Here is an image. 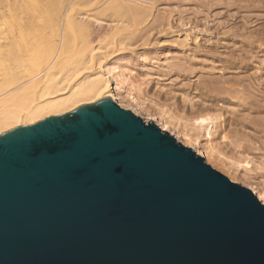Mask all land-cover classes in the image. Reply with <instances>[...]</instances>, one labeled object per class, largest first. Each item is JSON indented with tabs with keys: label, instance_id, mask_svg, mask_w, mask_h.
I'll list each match as a JSON object with an SVG mask.
<instances>
[{
	"label": "water",
	"instance_id": "obj_1",
	"mask_svg": "<svg viewBox=\"0 0 264 264\" xmlns=\"http://www.w3.org/2000/svg\"><path fill=\"white\" fill-rule=\"evenodd\" d=\"M0 264H264V203L105 98L0 134Z\"/></svg>",
	"mask_w": 264,
	"mask_h": 264
},
{
	"label": "rangeland",
	"instance_id": "obj_2",
	"mask_svg": "<svg viewBox=\"0 0 264 264\" xmlns=\"http://www.w3.org/2000/svg\"><path fill=\"white\" fill-rule=\"evenodd\" d=\"M6 1H8V0H4L1 3V0H0V4L5 5V6L2 5L3 7L1 6V10L3 11V9H4V11L9 13L10 7H11L10 5H12L11 3L13 0H9L7 3H6ZM39 1L41 3L38 2V4H39L38 6H40V8L42 7L41 8L42 10L40 9L41 15L46 14V12H48V11H49L48 13H50L52 10V9L50 10V8L53 7V11L51 12L52 14H49V16L50 15L53 16V17H51L53 20L49 19L50 17L47 15L45 16L47 20H44L45 17H43L39 14L41 16V21L43 18V20H44L43 22H45V21L46 22L44 23V26L41 23V21H38V23H37V25H39L40 23L42 24V25L40 24L42 27V28L40 27V33H42V34H39L38 33L39 31L37 32V35L39 37L37 36L36 39L38 38L37 41H38V43H40V48H39L38 43H37L36 44V51L38 52L37 48H39L40 51L38 52V55H36L37 53H35V55L37 57H34V59L37 60L35 63V64L38 63L37 66L43 67L42 63L45 62L44 58H46V56L48 55L47 54L48 51L50 50L52 52V50H51L52 44L51 43H52L53 38L55 37L56 31L58 30V28L60 26V23H59V20L61 18L60 13H62L63 12L62 10H64L67 7L68 1L54 0L55 2L56 1H59V2H56V7H55V5L52 6L53 5V3H52L50 8H49V5L47 7V4H49V3H47V1H45V0L44 1L39 0ZM92 1L93 0H75L74 5L76 4V6L73 9V11H71V13L75 11L74 14L73 13L72 14L75 17H81L80 19L81 20L83 19L85 22V17H87V16H83V15H86L85 13L93 11L94 9L99 10L98 8H100L102 10L99 12L101 16L99 17V15H98V17L101 20H98V22H96L97 20L96 21H90L91 23L88 21V25L91 24L90 26H92L91 28L93 30V34L97 33L96 35H98L97 29H99V31H100V29L102 31H105V30H107V28L109 30V28L116 26V25H119L121 23V21H124V22H127L125 20L131 21V25H130L131 29L129 28L130 31L125 30L126 32L129 31L128 34L130 33L129 34L130 38L127 36L128 34L126 32L122 31L123 33L120 32L119 33L120 35L117 34L118 38L116 36L112 35V38H114V39H111V37L108 35V37H110V38L107 37L108 38L107 42L105 41L108 44V46H107V44H105V42H103L104 44H102V46L104 47V51L107 49L106 51L108 52V55L110 54L104 60L108 63L110 62L109 64H111V65L108 64L109 66H112V65L118 66L117 72L121 73L123 75V77L125 75V78H127L124 82H121L122 86L120 85V87H123V89L120 88V90H118L119 92L120 91L121 92L120 93L117 92L119 99H120V103H118V104H120V106H122L124 108L132 110L135 114H137L138 116H141L145 121L156 123L161 128L163 125V123H162L163 122V119H162L163 115L164 116L172 115L171 120H172V122L175 123L176 127L178 126L177 128L180 127L179 129H182V131L185 130V132L189 133L190 135L192 133V135H191L192 138H190V140H188L186 142L187 144H185L183 138H182L183 141L176 138L178 141L182 142L186 146L193 148L194 150H196L197 147L198 148L203 147L206 150V154H208V157H209V155H211L210 157H211L213 165L212 164H210V165L213 168L219 170L221 173H223L224 175L229 177L231 180L252 189L253 192L258 196V198L264 203V199H262V198H264L263 197L264 196V139H263V137H264V132H263L264 122L261 124L263 126V128L259 123V122H261V121H259L260 120L259 118L264 116V114L263 115L261 114L263 111L261 112L259 109L258 110L256 109L257 111L251 110V107H253L252 109H255L256 107L254 105H252L250 107V104H248L246 101L247 98H249L248 96H250V94H247L246 92H244V93L240 92L239 94H237V92H235V94H234V91H232L233 92L232 94H234V98H232L233 95H230V96L228 95V93L230 94L231 91L230 92L224 91L225 92V94H224V92H221L223 90H219V86H217V85L221 86L223 83L222 84H220V83L216 84L217 83L216 81L214 83L213 80H211L213 78H215V80H216L215 76H217V79L219 80L220 75L222 74L221 72H223L222 70L224 69L223 67H225L226 63H228V62L230 63V58H228L229 54L230 55L233 54L230 57L233 56L237 59L239 56L241 57V55H239V54H242V56L246 55L245 56L246 58H251L253 61L251 59H249L250 61H252L249 63L248 59H246L249 63V66L246 68V70L245 69L241 70V68H237L238 70L235 68V70H234L232 68L233 71L228 70V72H227L224 69L226 71V73H225V71L223 73L227 77L237 75V73L240 76L244 75V77L246 75H252L254 73L258 74L261 71H262V73H264V69H263L264 68V63H263L264 62L263 61L264 60V31H263L264 30V0H151V1L141 0V2H140V0H137V1L136 0H128V1H132L133 3H136V4H140L139 6H143L145 8V10L147 8L148 15H147V13L146 14L144 13L145 11L144 12L141 11L142 14L146 15V16H144L146 18H143V16H140L139 17L140 19L137 17L138 15H141L140 11L135 13V15L137 14L136 16L132 15L133 12H132V14H131V12L129 13V16L131 14V16L134 17V19H132V17H129L128 19H127V17H124L122 12H125V9H124L125 7L121 6L124 9V11H122L123 9L121 7L118 8L117 2H115L117 4V6L114 5L117 8L114 7L112 4L114 3L115 0L114 1L111 0L113 2V3L110 2L111 4L109 6L111 8H109V6L104 8V4H105L104 0H101L102 2L99 0H94V2L99 3V4H94V2H92ZM106 1H108V0H106ZM118 1H120V0H118ZM258 1H260V2H258ZM101 3H104V4H101ZM106 4L108 5L109 3L107 2ZM62 5H63V7H62ZM143 7H141V8H143ZM112 8H114V9H112ZM46 9H47V11H46ZM6 12H4V14H7ZM78 13H80V14L77 15ZM121 14H122V16H121ZM124 14H128V13L126 12ZM40 16H39V18H40ZM82 16H83V18H82ZM121 17L123 19H121ZM135 19H136V21H134ZM118 20H120V21H118ZM132 20L134 23L132 22ZM115 21H117L119 24L117 22H116L117 23L116 24ZM50 22H52V24ZM54 22H56V23L54 24ZM112 24H116V25L112 26ZM76 25H77V27H74ZM70 26H71V24H70ZM99 26L104 27V28L102 29ZM169 26H172L173 28L175 27L174 29L175 30L177 29V31H179V33L178 34L176 33V35H175V32H177V31H174L173 29H171V30H173L172 32H174V33H172L170 30L171 27H169ZM178 26H179V28H178ZM71 27L72 28L67 29L68 30L67 31V47L70 46V45H68V44H70V42H69L70 39L73 41V42L71 41V43H74L73 39H75V40L79 39V38L75 37V35L78 33L81 34V36L79 35L81 38L80 40H82L83 42H86L85 41L86 36L83 37V35L85 34L82 32V31H85L83 29V27L80 26V24H78V23L77 24L74 23V25ZM168 27H169V29H168ZM182 27H184V28L182 29ZM76 28H78V29L75 30ZM166 28L168 30H166ZM178 29H181L183 33L181 34V30H178ZM148 30H149V32H148ZM152 30H153V32H151ZM169 30L174 35H172V34L167 35V32ZM185 30L188 33H186V32L184 33ZM133 31H135L136 33L134 34ZM141 31H143V34ZM101 32H99V33H101ZM137 32H139V33L137 34ZM150 32H151V34H150ZM259 32H262V34ZM34 33L36 34V32H34ZM131 33H133L134 35ZM144 33H148V35L145 34V36H144ZM86 34H87V32H86ZM186 34L188 35V37ZM192 34H193V36H192ZM131 35H133V38H131ZM182 35H183L184 40H185L184 35H186V40L188 39L187 43H184V42H186V40L185 41L182 40V41L184 44H188L189 45V46L187 45L188 47L184 44L182 46V44L177 43L178 39H179V42H181L180 40L183 39L181 37ZM189 35H190V37H189ZM195 35L198 36V37H196V38H198L197 40H195V38H194ZM252 35H254V36H252ZM79 36H77V37H79ZM119 36H120V38H119ZM82 37L85 39H82ZM124 37L125 38L127 37L129 39H127V38L125 39ZM250 37L254 38V39L256 38V39L254 40V39H251ZM68 38H70V39H68ZM189 38H194V40L189 39ZM249 38L251 40H249ZM176 39H177V42H175ZM109 41H110V45H109ZM111 41H113V42H111ZM77 42H81V41L78 40ZM77 42H76V44H77ZM127 42H129L130 44ZM76 44H74V45L72 44V45L75 46ZM72 45H71V47H72ZM78 45H79V43H78ZM105 45L107 46V48ZM80 46L81 45L76 46V47H80ZM83 46H85V44ZM203 46H204V48L206 46H208V47L213 46V49H214L213 52L214 51L216 52L218 47L221 46L220 49H218L219 51L217 50L219 55L217 53L216 54L214 53L215 54L214 55L213 52L210 54H206L203 51ZM240 46H242V47H240ZM215 47H217V48H215ZM251 47H252V49H251ZM81 48L84 49L85 47L81 46ZM72 49H73V47H72ZM74 49H75V47H74ZM76 49L74 51H76V56H78L77 53H79L78 50L80 48L78 50H76ZM73 50L68 49V51L70 52L69 54H70V59H71V60H69V62L70 61L75 62L73 60H77L76 63L79 66H81L80 63H84V62H80L81 61L80 60L78 63V59L81 58L79 56H78L79 58L77 57L78 59H76V56H75V59H73L74 54H73V56H71L72 55L71 53L73 52ZM251 51H252V53H251ZM73 53H75V52H73ZM80 54L81 53H79V55ZM237 54H238V57H237ZM96 55L94 58H97ZM99 56H100V54H99ZM99 56H98V59H96L98 61H99ZM220 56L223 57L224 59H222ZM225 57L228 58V61L225 60L226 59ZM254 57H255V59H254ZM235 58H233V59H235ZM220 59L223 60V62L220 61ZM233 59H231V62L233 61ZM66 61L68 63V59ZM3 62H5V63L3 64ZM8 62L9 63L11 62L8 58L4 59L3 61H0V65L2 63L0 71L2 69H4L3 67H7V65H9ZM94 62H95V60H94ZM224 62H226V63L224 64ZM72 64H74V63H72ZM72 64H70L71 67H72ZM77 64L74 66L75 68L77 67ZM187 64H188V66H187ZM232 64H234V62ZM66 65L67 64H64V66L67 69L69 68L71 71L73 70L75 72L76 69L74 70V67L71 68L70 66L67 65L68 66L67 67ZM232 66L234 67V65H232ZM65 67L62 66L63 70L60 69V71H59V73L61 72L60 75H63L64 73L62 74V72H65V71L67 73H69V71L67 69L64 71ZM83 67H81V69L80 68H78V69L82 70ZM184 67H186V68L184 69ZM235 67H236V65H235ZM261 67H262V69H261ZM118 68L120 69V71L118 70ZM5 69H7V68H5ZM38 70H39V68L36 69V71H38ZM84 70L85 69H83L82 71L85 72L86 70L85 71ZM248 70L250 71V73H247V72H249ZM31 71H33V70L28 68V70H25L24 71L25 73L21 74L20 76L29 74ZM56 71H58V70H56ZM78 71L75 73L79 74ZM55 73H57V72H55ZM207 75L208 76L212 75V77L214 75L215 76L213 78H211L209 76V78H208ZM70 76L72 77V73ZM70 76L68 75V77H70ZM74 76H76V75H74ZM81 76H83V75H80L79 77L77 75L78 78L77 77L71 78L72 81L70 82V84L73 83V80L77 79V81H79L80 78H82ZM202 77H204V78H202ZM110 79L112 80V82L115 86L116 85L115 84L116 78L114 79L113 76H110ZM205 79H206V82H207V80H211L208 82H209V84H210V82L213 84H210L211 86L209 84H208V86H205L206 85ZM75 83H76V81H75ZM203 84H205V85H203ZM214 84H216L215 85L216 88L218 87V95L220 93H222V94H220V96L218 98H217V96H218L217 92L215 91L216 88L214 87V90L212 88V86ZM4 86H6V85L4 84ZM4 86H2V87H4ZM206 87H208L209 89L211 88V90H209ZM212 90L214 93L215 92L216 93L214 94L212 92ZM210 91L213 95L210 94ZM241 95H242V97H241ZM129 96H131V98ZM133 96L138 98L139 103H140L142 108L139 107V109H135V108H137L136 104H134L133 101H131V100H133L132 99ZM226 96H228L230 99L232 98L231 100H233V101L226 100L225 99V98H227ZM214 97L217 98V100L214 99ZM220 97L223 99V101L226 100L227 102L221 101L222 99ZM235 97H236V99H235ZM243 99H245V100H243ZM203 101H206V102L203 103ZM200 102H201V104H203V105L200 104V106H203V109H202V107L199 106ZM210 102H211V104H210ZM193 104H194V107L192 108ZM204 104H205V106H204ZM208 104H210V107H207ZM247 105H249V107ZM244 106L246 107V109H248V111H246V109H244L245 108ZM205 107H206V110L208 111V113L210 112L211 115H217V116L220 115V116H218L219 118L217 120V123L213 126L214 130L213 129H212L213 131L211 130L212 135L208 134V132L205 130L206 129L205 127H199L198 124L196 126V124L194 123L195 122L194 118L198 115V111H202V110L205 111L204 110ZM0 108L2 109V104H0ZM199 113H202V112H199ZM205 113H207V112L205 111ZM258 113H260L261 116ZM248 114H250V115H248ZM253 115H255L256 117L255 116L253 117ZM257 115H259L260 117L259 116L257 117ZM235 117L240 122H242L243 124H241L239 121H237V119ZM245 117H247V120L245 119ZM242 118H243V120H242ZM256 119L258 120V122L256 121ZM263 119L264 118H262L261 120H263ZM236 121H237V123H236ZM238 123H240V125H238ZM254 123L255 124L257 123L259 125H257V124L254 125ZM185 125H187V126L185 127ZM243 125H245V126L243 127ZM259 126H260V128H259ZM238 127H239V130H238ZM255 127H256V129H255ZM257 127L259 128L258 130H261L260 132L257 130ZM224 136H225V138H224ZM237 137L239 140L237 139ZM191 139H193V140H191ZM209 146L210 147L213 146V148L216 147V149H219L222 152V157L226 156V157H224L225 158L224 161L227 162L226 164H230V165L229 166L226 165L227 167H225L224 166L225 164L224 165L222 163L219 164L218 163L219 161H216V159L212 158L213 157L212 153H211L212 147L209 148ZM209 151H210V154H209ZM226 158H227V160H226ZM228 158H230L231 161H234V162L238 161L239 164L238 163L237 164L239 166L237 164H235L236 166L232 165L233 167H231V163H230L231 161ZM205 160H206V158H205ZM245 161L249 162L250 164H245L246 163ZM236 167H238V168H236Z\"/></svg>",
	"mask_w": 264,
	"mask_h": 264
},
{
	"label": "bare ground",
	"instance_id": "obj_3",
	"mask_svg": "<svg viewBox=\"0 0 264 264\" xmlns=\"http://www.w3.org/2000/svg\"><path fill=\"white\" fill-rule=\"evenodd\" d=\"M4 0H1V3L3 2ZM9 1V0H8ZM8 1H6V3L8 2ZM42 1H44V0H42ZM45 1H47V3H49V4H47V7H48V5H49V8H50V6L52 5V3H53V5L52 6H54L55 5V7H56V2H59V1H54V0H45ZM53 1V2H52ZM65 1H68V5H67V7L64 9V10H60L62 13H60L61 14V18H60V20H59V23H60V26H59V28H58V30L56 31V33H55V37L53 38V40H52V48H51V50H52V52L49 50L48 51V55L46 56V58H44L45 60V62L44 63H42V65H43V67H41V66H37V64H35L36 63V59H34V57H37L36 55H38V52L40 51L39 50V48H40V43H38V41H37V39H36V37L38 36L37 35V32L39 33V34H42V33H40V27H41V25L43 24V26H44V23L46 22H43L44 20H47L46 19V15L47 16H49V14H52L51 12L53 11V7L52 8H50V10H51V12L50 13H48V12H46L47 11V9H46V14H43V15H41L40 13H41V11H40V9L42 8H40V6H38L39 4H38V2L39 3H41L39 0H13L12 1V5H10L11 7H10V12L9 13H7L6 11H4V9H3V11L4 12H6L7 14H4V12L1 10V6L3 5V6H5L4 4H0V61H3L4 59H9L11 62L9 63L8 62V64L9 65H7V67H3L4 69H2L1 71H0V104H2V109L0 108V134H2V133H4V132H7V131H9V130H12V129H14V128H17V127H20V126H26V125H31V124H34V123H36V122H38V121H41V120H44V119H46V118H49V117H51V116H57V115H62V114H66V113H69V112H72V111H74L75 109H77V108H79V107H81V106H84V105H87V104H92V103H95V102H97V101H99V100H102V99H105V98H112L115 102H117V103H120V99H119V96H118V93L117 92H119L118 90H120V88H122L123 89V87H120V85L122 86V84H121V82H124L127 78H125V75H124V77H123V75L121 74V73H118L117 72V67L118 66H114V65H112V66H109V65H111V64H109L108 62H106L104 59H106L109 55H108V52L105 50L104 51V47L102 46V44H104L103 42H107V39L108 38H110L111 37V39H114V38H112V35L113 36H116L117 38H118V36H117V34L118 35H120L119 33L120 32H126L125 30H129V28L131 29V27H130V25H131V21L129 20H125V21H127V22H124V21H121V23L119 24L117 21H115V23L117 22L119 25H116V24H112V26L113 25H116V26H113V27H111V28H109V30H108V28H107V30H105V31H102L101 29H100V31H99V29H97L98 30V35H96L97 33H95V34H93V30H92V26H90V25H88V21L90 22V21H96V22H98V20H101V19H99V17L101 16L100 15V11H102L100 8H98L99 10H93V11H90V12H87V13H85L86 15H83V16H87V17H85V22H84V20L82 19H80L81 17H75L73 14H74V12H72L71 13V11H73V9L75 8V6H76V4L74 5V3H75V0H65ZM64 1V2H65ZM99 1H101V0H99ZM105 1V2H104ZM103 2L106 4L107 2L109 3L108 5L106 4H104V3H101V4H104V8L105 7H108L111 3H113L111 0H108V1H106V0H104ZM114 1V0H113ZM137 1V0H136ZM149 1H151V0H149ZM63 2V1H62ZM92 2H94V0L92 1ZM102 2V1H101ZM111 2V3H110ZM115 2H117L118 3V8L119 7H125L124 9H125V12H122L123 13V16L124 17H127V19L129 18V17H132V19H134V17L133 16H131V14H132V12H133V14L132 15H135V13L136 12H139L140 11V14L141 15H138L137 17L139 18L140 16H143V18H146V17H144V16H146V15H144V14H142V12L141 11H145L144 13L146 14L147 13V8H146V10H145V8L143 7V6H139L140 4H136V3H133L132 1H128V0H120V1H114V3L112 4L113 6L114 5H116L117 6V4L115 3ZM140 2H141V0H140ZM154 2V1H153ZM164 2V1H163ZM258 2H260V1H258ZM46 3V2H45ZM83 3V2H82ZM88 3V2H87ZM91 3V2H90ZM211 3V2H210ZM63 4V3H62ZM94 4H99V3H96V2H94ZM146 4V3H145ZM144 4V5H145ZM204 4V3H203ZM262 4V3H261ZM64 5V4H63ZM63 5H62V7H63ZM111 5V6H112ZM120 5V6H119ZM147 5V4H146ZM145 5V6H146ZM149 5V4H148ZM212 5V4H211ZM243 5V4H242ZM2 6V7H3ZM79 6V5H78ZM91 6V5H90ZM116 6H114V7H116ZM150 6V5H149ZM202 6V5H201ZM248 6V5H247ZM250 6V5H249ZM263 6V5H262ZM46 7V8H47ZM121 7V8H122ZM141 7H143V8H141ZM109 8H111L110 6H109ZM108 8V9H109ZM117 8V7H116ZM115 8V9H116ZM120 8V9H121ZM168 8V7H167ZM44 9V8H43ZM84 9V8H83ZM86 9V8H85ZM107 9V10H108ZM112 9H114V8H112ZM123 9V8H122ZM124 9L122 10V11H124ZM142 9V10H141ZM144 9V10H143ZM173 9V8H172ZM175 9V8H174ZM42 10V9H41ZM118 10V9H117ZM198 10V9H197ZM12 11V12H11ZM40 11V12H39ZM88 11V10H87ZM109 11V10H108ZM152 11V10H151ZM175 11V10H174ZM57 12V11H56ZM128 13V14H124V13ZM131 12V14H130V16H129V13ZM149 12V11H148ZM220 12V11H219ZM44 13V12H43ZM59 13V12H58ZM223 13V12H222ZM43 16V17H45V19L43 20V18H42V21H41V16ZM80 13H78L77 15H79ZM227 14V13H226ZM232 14V13H231ZM242 14V13H241ZM245 14V13H244ZM257 14V13H256ZM98 15H99V17H98ZM137 15V14H136ZM135 15V16H136ZM147 15H148V13H147ZM208 15V14H207ZM39 16H40V18H39ZM83 16H82V18H83ZM120 16V15H119ZM121 16H122V14H121ZM170 16V15H169ZM255 16V15H254ZM50 17V18H49ZM48 18L49 19H52L51 17H53V16H49ZM202 17V16H201ZM87 18V19H86ZM115 18V17H114ZM118 18V17H117ZM137 18V19H138ZM142 18V17H141ZM249 18V17H248ZM253 18V17H252ZM257 18V17H256ZM262 18V17H261ZM48 19V20H49ZM121 19H123L122 17H121ZM140 19V18H139ZM138 19V20H139ZM183 19V18H182ZM205 19V18H204ZM227 19V18H226ZM53 20V19H52ZM38 21H41V25L39 26V25H37V23H38ZM50 21V20H49ZM74 21V22H73ZM118 21H120V20H118ZM134 21H136V19L134 20ZM73 22V23H72ZM100 22V21H99ZM132 22H133V20H132ZM176 22V21H175ZM51 24H52V22H50ZM56 22H54V24H55ZM74 23L75 24H80V26H82L83 27V29L87 32V34H86V32L85 31H82L83 33H85L84 35H83V37L84 36H86L85 38H86V42H83L82 40H80L81 38H80V36H81V34L80 33H78V34H76L75 35V37L76 38H79L78 40L79 41H81V42H77L78 40H75V39H73L74 40V43H71V39L70 38H68V39H70L69 40V42H70V44H68V45H70V46H68L67 47V29H69V28H72L71 26H73L74 25ZM91 23V22H90ZM134 23V22H133ZM132 23V24H133ZM170 23V22H169ZM181 23V22H180ZM204 23V22H203ZM70 24H71V26H70ZM171 24V23H170ZM161 25V24H160ZM164 25V24H163ZM187 25V24H186ZM251 25V24H250ZM70 26V27H69ZM166 26V25H165ZM174 26V25H173ZM184 26V25H183ZM256 26V25H255ZM37 27V28H36ZM74 27H77V25L76 26H74ZM100 27V26H99ZM169 27H171L170 28V30L171 29H173L174 31H177V29L175 30L172 26H169ZM169 27H168V29H169ZM42 28V27H41ZM100 28H104V27H100ZM149 28V27H148ZM178 28H179V26H178ZM184 27H182V29H183ZM36 29V30H35ZM54 29V28H53ZM78 28H76L75 30H77ZM153 29V28H152ZM167 28H166V30H168ZM251 29V28H250ZM42 30V29H41ZM45 30V29H44ZM96 30V29H95ZM94 30V31H95ZM151 30V29H150ZM165 30V31H166ZM170 30L167 32V35L169 34H172V33H174V32H172L173 30H171V32H170ZM178 30H181V29H178ZM263 30V29H262ZM102 31V32H101ZM109 31V32H108ZM130 31V30H129ZM128 31V32H129ZM157 31V30H156ZM155 31V32H156ZM264 31V30H263ZM34 32H36V34L34 33ZM99 32H101V33H99ZM122 32V33H123ZM128 32H126L127 34H128ZM134 32V34L136 33L135 31H133ZM140 32V31H139ZM139 32H137V34L139 33ZM142 32V34H143V31H141ZM148 32H149V30H148ZM151 32H153V30L151 31ZM151 32H150V34H151ZM160 32V31H159ZM164 32V31H163ZM186 32V30L184 31V33ZM258 32V31H257ZM69 33V32H68ZM121 33V34H122ZM125 33V34H126ZM176 33L178 34L179 33V31H177V32H175V35H176ZM183 32H182V30H181V34H182ZM186 33H188V32H186ZM199 33V32H198ZM238 33V32H237ZM259 33H261L262 34V32H259ZM73 34V33H72ZM115 34V35H114ZM130 34V33H129ZM129 34L127 35L129 38H130V36H129ZM131 34H133V33H131ZM133 34V35H134ZM141 34V35H142ZM145 34H147L148 35V33H144V36H145ZM149 34V35H150ZM194 34V33H193ZM193 34H192V36H193ZM258 34V33H257ZM260 34V35H261ZM80 35V36H79ZM108 35L110 36V37H108ZM133 35H131V38H133ZM172 35H174V34H172ZM187 35V34H186ZM186 35H184V37H185V40H186ZM53 36V35H52ZM77 36H79V37H77ZM122 36V35H121ZM136 36V35H135ZM252 36H254V35H252ZM262 36V35H261ZM39 37V36H38ZM82 37V39H85V38H83ZM105 37V38H104ZM108 37V38H107ZM179 37V36H178ZM182 38H183V35L181 36ZM180 37V38H181ZM187 37H188V35H187ZM189 37H190V35H189ZM196 37H198L197 35H195V40H197L198 38H196ZM51 38V37H50ZM119 38H120V36H119ZM125 38V37H124ZM127 38V37H126ZM125 38V39H126ZM129 38H127V39H129ZM176 38V37H175ZM194 38H189V39H193L194 40ZM251 38V37H250ZM249 38V40H251V39H254V38H251L250 39ZM178 39V38H177ZM177 39H176V41L175 42H177ZM256 39V38H255ZM254 39V40H255ZM36 40V41H35ZM110 40V39H109ZM124 40V39H123ZM185 41L184 40V38L183 39H181L180 41L181 42H179V39H178V42L177 43H180V44H182V46H183V44L184 43H187V40H186V42H184L183 43V41ZM77 42V44H76V42ZM114 41V40H113ZM113 41H111V42H113ZM191 41V40H190ZM40 42V41H39ZM73 42V41H72ZM97 42V43H96ZM105 42V44H107ZM189 42V41H188ZM38 43V46H39V48H37L38 49V52L36 51V44ZM78 43H79V45H81L82 47H85L84 49L83 48H81V46L80 47H76V46H79L78 45ZM81 43V44H80ZM124 43V42H123ZM127 43H129V42H127ZM74 44H76L75 46H73ZM85 44V46H83ZM126 44V43H125ZM130 44V43H129ZM71 45H72V47H73V49H74V47H75V49L76 50H78L79 48V53H81L80 55H79V53H77L78 54V56L79 57H81V58H79L78 56H76V51H74L73 49H72V47H71ZM109 45H110V41H109ZM179 45V44H178ZM184 45H188V44H184ZM45 46V45H44ZM106 46V45H105ZM107 46H108V44H107ZM107 46H106V48H107ZM189 46V45H188ZM187 46V47H188ZM201 46V45H200ZM215 46V45H214ZM103 47V48H102ZM195 47V46H194ZM198 47V46H197ZM202 47V46H201ZM221 47V46H220ZM220 47H218V49H220ZM240 47H242V46H240ZM196 48V47H195ZM215 48H217V47H215ZM49 49V48H48ZM68 49H71V50H73V52H75V53H71L72 55L71 56H73V54H74V58L73 59H75V56H76V59H78V63H79V61L80 62H84V63H80L81 64V66H79L77 63H76V61L77 60H73V61H75V62H69V60H71L70 59V52L68 51ZM82 49V50H81ZM111 49V48H110ZM184 49V48H183ZM217 49V50H218ZM223 49V48H222ZM243 49V48H242ZM246 49V48H245ZM244 49V50H245ZM248 49V48H247ZM251 49H252V47H251ZM262 49V48H261ZM213 46L212 47H208V46H206L205 48H204V46H203V51L206 53V54H210V53H212L213 52ZM217 50H216V52L214 51L213 52V54L215 53H217L218 54V52H217ZM104 51V52H103ZM219 51V50H218ZM253 51V50H252ZM252 51H251V53H252ZM233 52V51H232ZM243 52V51H242ZM258 52V51H257ZM35 53H37L36 55H35ZM98 53V54H97ZM110 53V52H109ZM189 53V52H188ZM220 53V52H219ZM224 53V52H223ZM97 54V55H96ZM99 54H100V56H99ZM205 54V55H206ZM212 54V55H213ZM214 54V55H215ZM221 54V53H220ZM227 54V53H226ZM246 54V53H245ZM95 55L97 56V58H94L95 57ZM219 55V54H218ZM223 55V54H222ZM231 55H233V54H231ZM230 54H229V57L228 58H230V63L228 62V63H226L227 61H228V58L227 57H225L226 59L225 60H227L226 62H224V64H225V67H223L227 72H228V70L229 71H233V69L235 70V68L237 69V68H241V70H243V69H245L246 70V68L249 66V63L250 62H252L253 60L251 59V58H246L244 55L242 56V54H239V55H241V57L239 56L238 57V54H237V57H238V59L237 58H235V57H233V58H235V59H233L232 57H230L231 56ZM45 56V55H44ZM98 56H99V61L98 60H96V59H98ZM228 56V55H227ZM78 57V58H77ZM204 57V56H203ZM221 57V56H220ZM251 57V56H250ZM42 58V57H41ZM222 59H224L223 57H221ZM259 58V57H258ZM68 59V63H67V60ZM197 59V58H196ZM231 59H233V61L231 62ZM246 59H248V61H249V63H248V61L246 60ZM249 59H251L252 61H250ZM254 59H255V57H254ZM94 60H95V62H94ZM108 60V59H107ZM206 60V59H205ZM212 60V59H211ZM224 60V61H225ZM235 60V61H234ZM262 60V59H261ZM6 61V60H5ZM180 61V60H179ZM178 61V62H179ZM193 61V60H192ZM202 61V60H201ZM207 61V60H206ZM220 61H222L223 62V60H221L220 59ZM264 61V60H263ZM115 62V61H114ZM195 62V61H194ZM199 62V61H198ZM234 62V64H232ZM5 62H3V64H4ZM41 63V62H40ZM72 63H76L77 64V67L75 68L74 66L76 65H74V64H72ZM112 63V62H111ZM191 63V62H190ZM201 63V62H200ZM217 63V62H216ZM264 63V62H263ZM64 64H67L68 66H70L71 67V65L70 64H72V67H74V70L76 69H78V68H80L81 69V67H83V69H85L84 71L86 72H83L82 70H77L78 71V73L79 74H76L75 72H77L76 70H75V72L72 70H70L69 68L67 69L65 66H64ZM83 64V65H82ZM109 64V65H108ZM117 64V63H116ZM1 65H2V63H1ZM1 65H0V68H1ZM41 65V64H40ZM66 65V66H67ZM180 65V64H179ZM232 65H234V67L232 66ZM235 65H236V67H235ZM239 65V66H238ZM263 65V64H262ZM4 66V65H3ZM37 68H39V70L38 71H36V67ZM62 66L63 67H65V69H64V71L67 69L68 71H69V73H67L66 71V73L65 72H62V74L63 75H60V73H59V71H60V69L61 70H63V68H62ZM67 66V67H68ZM172 66V65H171ZM174 66V65H173ZM187 66H188V64H187ZM32 67V68H31ZM35 67V68H34ZM71 67V68H72ZM178 67V66H177ZM190 67V66H189ZM5 68H7V69H5ZM28 68L29 69H31V70H33V71H31L29 74H26V75H22V76H20L21 74H24L25 72V70H28ZM34 68V69H33ZM186 67H184V69H185ZM202 68V67H201ZM200 68V69H201ZM222 68V67H221ZM233 68V69H232ZM167 69V68H166ZM222 70L223 72L225 71V70ZM231 69V70H230ZM261 69H262V67H261ZM264 69V68H263ZM56 70H58V71H56ZM118 70L120 71V69L118 68ZM189 70V69H188ZM218 70V69H217ZM238 70V69H237ZM250 70V69H249ZM248 70V71H249ZM71 71V72H70ZM191 71V70H190ZM207 71V70H206ZM226 71H225V73H226ZM55 72H57V73H55ZM83 72V73H82ZM217 72V71H216ZM223 72H221L222 74L220 75V78H219V80L217 79V76H215L216 77V80H215V78H213L212 77V75L210 76L211 78H213V79H211V80H213V82L215 83V81L217 82L216 84H222L221 86L220 85H217V86H219V90H223V91H221V92H224V91H226V92H230L231 91V93L229 94L228 93V95L230 96V95H233V97L232 98H234V94H235V92H237V94H239L240 92H242V93H244V92H246L247 94H250V96H248L249 98H247V103L248 104H250V107L252 106V105H254L256 108L255 109H252L253 107H251V110H260L259 112L263 115L264 114V73H262V71L260 72V73H254V74H252V75H246L247 73H250V71L249 72H247L245 75V77H244V75H238V73H237V75H233V76H226ZM55 73V74H54ZM71 73H72V77L70 76L71 75ZM82 73V74H81ZM126 73V72H125ZM196 73V72H195ZM85 74V75H84ZM68 75L70 76V77H68ZM74 75H76V76H74ZM77 75H78V77L80 76V75H83V76H81L82 78H80V80L79 81H77V79L76 80H73V83H71L70 84V82L72 81V79L71 78H76L77 77ZM232 75V74H231ZM110 76H113V78L115 79L116 78V85L114 86V84H113V82H112V80L110 79ZM208 76V75H207ZM209 76H208V78H209ZM77 77V78H78ZM202 78H204V77H202ZM207 78V79H208ZM4 80V81H3ZM135 80V79H134ZM211 80H207V82L208 81H211ZM75 81H76V83H75ZM205 82H206V79H205ZM206 82V85L205 84H203V85H205V86H208V84H209V82L207 83ZM4 84L6 85V86H4ZM158 84V83H157ZM210 84H213V83H211L210 82ZM209 84V85H210ZM216 84H214L213 86H212V88H213V90H214V87L216 88ZM125 85V84H124ZM123 85V86H124ZM2 86H4V87H2ZM211 86V85H210ZM2 87V88H1ZM135 87V86H134ZM206 88H208V87H206ZM221 88V89H220ZM121 89V90H122ZM143 89V88H142ZM209 89V88H208ZM207 89V90H208ZM209 90H211V88L209 89ZM213 90H212V92H213ZM215 91L217 92V95H218V87L215 89ZM232 91H234V94H232L233 92ZM121 92V91H120ZM119 92V93H120ZM144 92V91H143ZM169 92V91H168ZM215 92V93H216ZM214 93V92H213ZM214 93V94H215ZM210 94H212L211 93V91H210ZM220 94H222V93H220ZM220 94L217 96V98L220 96ZM224 94H225V92H224ZM136 95V94H135ZM213 95V94H212ZM246 95V94H245ZM215 96V95H214ZM130 98H131V96H129ZM222 97V96H221ZM220 97V98H221ZM227 98H225L226 100H228V101H233V100H231L228 96H226ZM238 97V96H237ZM240 97V96H239ZM241 97H242V95H241ZM217 98H215L214 97V99H216L217 100ZM224 98V97H223ZM133 100H131V101H133V103L134 104H136V107L137 108H135V109H139V107L140 108H142L141 107V105H140V103H139V100H138V98H136V97H134L133 96V98H132ZM222 99V98H221ZM230 99V100H229ZM235 99H236V97H235ZM251 99V100H250ZM254 99V100H253ZM226 100H224V101H226ZM243 100H245V99H243ZM249 100V101H248ZM129 101V100H128ZM195 101V100H194ZM220 101V100H219ZM221 101H223V99L221 100ZM223 101V102H224ZM204 102H206V101H203V103ZM227 102V101H226ZM208 103V102H207ZM231 103V102H230ZM200 104H201V102L199 103V106H200ZM206 104V103H205ZM205 104H204V106H205ZM210 104H211V102H210ZM210 104H208L207 105V107H210ZM201 105H203V104H201ZM231 105V104H230ZM187 106V105H186ZM248 107H249V105H247ZM194 107V104L192 105V108ZM200 107H202V109H203V106H200ZM214 107V106H213ZM237 107V106H236ZM245 107V106H244ZM234 108V107H233ZM262 108V109H261ZM208 109V108H207ZM244 109H246V107L244 108ZM201 110V109H200ZM207 113H205V111H198V115L194 118V123L196 124V126H197V124H198V126L199 127H205L206 129V131L208 132V134L209 135H212L211 133H212V131L214 130L213 129V126L217 123V120H218V116H220V115H211V113L209 112L208 113V111L206 110V107H205V109H204ZM228 110V109H227ZM256 110V111H257ZM239 111V110H238ZM246 111H248V109H246ZM199 112H202V113H199ZM234 112V111H233ZM242 112V111H241ZM249 113V112H248ZM251 113V112H250ZM254 113V112H253ZM260 113H258L260 116H261V114ZM237 114V113H236ZM248 115H250V114H248ZM256 115V114H255ZM255 115H253V117L255 116ZM259 115H257V117L259 116ZM172 115H166V116H164L163 115V117H162V119H163V125H162V130H165V131H168L170 134H172L173 136H176V138H178L179 140H182V138H183V140H184V142H185V144H187L186 142L188 141V140H190V138H192L191 137V135H192V133H191V135L189 134V133H187V132H185V130H183L182 131V129H179V128H177L176 127V125H175V123L174 122H172V117H171ZM195 116V115H194ZM259 116V117H260ZM243 117V116H242ZM248 117V116H247ZM247 117H245V119L247 120ZM256 117V116H255ZM234 118V117H233ZM236 118V117H235ZM262 118H264V116L263 117H261V118H259L260 120L259 121H261V122H259L260 123V125L264 122L263 120H261ZM237 119V118H236ZM253 119V118H252ZM258 119V118H257ZM256 119V121L258 122V120ZM242 120H243V118H242ZM237 121H239L238 119H237ZM237 121H236V123H237ZM253 121V120H252ZM251 121V122H252ZM240 122V121H239ZM254 122V121H253ZM252 122V123H253ZM241 124H243L242 122H240ZM240 123H238V125H240ZM248 123V122H247ZM257 124V123H256ZM255 123H254V125H256ZM257 125H259V124H257ZM187 125H185V127H186ZM236 126V125H235ZM245 125H243V127H244ZM262 126V125H261ZM263 126H264V124H263ZM263 126H262V128H263ZM184 128V127H183ZM242 128V127H241ZM240 128V129H241ZM246 128V127H245ZM253 128V127H252ZM259 128H260V126H259ZM258 127H257V130L259 129ZM197 129V128H196ZM202 129V128H201ZM213 129V130H212ZM255 129H256V127H255ZM187 130V129H186ZM212 130V131H211ZM238 130H239V127H238ZM256 130V131H257ZM259 132L261 131V130H258ZM263 132H264V130H263ZM256 134V133H255ZM259 134V133H258ZM208 135V136H209ZM237 135V134H236ZM235 135V136H236ZM242 135V134H241ZM262 135V134H261ZM226 136V135H225ZM225 136H224V138H225ZM228 137V136H227ZM243 137V136H242ZM181 138V139H180ZM260 138V137H259ZM194 139V138H193ZM193 139H191V140H193ZM237 139H238V137H237ZM263 139H264V137H263ZM182 140V141H183ZM239 140V139H238ZM237 142V141H236ZM196 143V142H195ZM194 143V144H195ZM240 143V142H239ZM198 144V143H197ZM213 144V143H212ZM238 144V143H237ZM186 146V145H185ZM198 146V145H197ZM208 146V145H207ZM212 147V158H214V159H216V161H219L218 163L220 164V163H222L225 167H227L226 165H230V164H226L227 162L226 161H224V157H226V156H224V157H222V152L219 150V149H216V147H214L213 148V146H211ZM210 146H209V148H211ZM238 147V146H237ZM248 147V146H247ZM208 148V147H207ZM196 151H197V154L198 155H200V156H203L204 158H206V161L208 162V164H212L213 165V163H212V160H211V155H209V157H208V154H206V150L202 147H200V148H198L197 147V149H196ZM211 151V150H210ZM210 151H209V154H210ZM223 158V159H222ZM230 161H231V159L230 158H228ZM226 160H227V158H226ZM246 160V159H245ZM246 162V161H245ZM229 163V162H228ZM231 163V167H233L232 165H235V164H237L238 163V161L237 162H234V161H231L230 162ZM239 164V163H238ZM237 164V165H238ZM245 164H250L249 162H246ZM223 166V167H224ZM236 166V165H235ZM239 166V165H238ZM241 166V165H240ZM236 168H238V167H236ZM229 174V173H228ZM231 175V174H230ZM236 176V175H235ZM252 188V187H251ZM255 191V190H254ZM264 197V196H263ZM262 199H264V198H262Z\"/></svg>",
	"mask_w": 264,
	"mask_h": 264
}]
</instances>
